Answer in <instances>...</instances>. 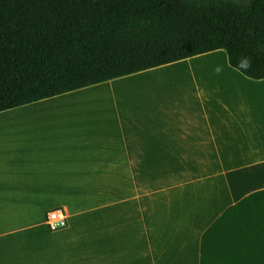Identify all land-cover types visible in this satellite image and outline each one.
Instances as JSON below:
<instances>
[{"label": "crops", "instance_id": "obj_1", "mask_svg": "<svg viewBox=\"0 0 264 264\" xmlns=\"http://www.w3.org/2000/svg\"><path fill=\"white\" fill-rule=\"evenodd\" d=\"M262 190L264 80L224 50L0 113V264H200Z\"/></svg>", "mask_w": 264, "mask_h": 264}, {"label": "trees", "instance_id": "obj_2", "mask_svg": "<svg viewBox=\"0 0 264 264\" xmlns=\"http://www.w3.org/2000/svg\"><path fill=\"white\" fill-rule=\"evenodd\" d=\"M218 50L264 80V0H0V113ZM200 252L264 264V190L227 209Z\"/></svg>", "mask_w": 264, "mask_h": 264}, {"label": "built area", "instance_id": "obj_3", "mask_svg": "<svg viewBox=\"0 0 264 264\" xmlns=\"http://www.w3.org/2000/svg\"><path fill=\"white\" fill-rule=\"evenodd\" d=\"M45 225L52 232L62 231L68 228V214L63 208L48 211L44 218Z\"/></svg>", "mask_w": 264, "mask_h": 264}, {"label": "clouds", "instance_id": "obj_4", "mask_svg": "<svg viewBox=\"0 0 264 264\" xmlns=\"http://www.w3.org/2000/svg\"><path fill=\"white\" fill-rule=\"evenodd\" d=\"M250 64H251V61H250V59H248V58H244V59L242 60V62H241V66H243V67H249Z\"/></svg>", "mask_w": 264, "mask_h": 264}]
</instances>
